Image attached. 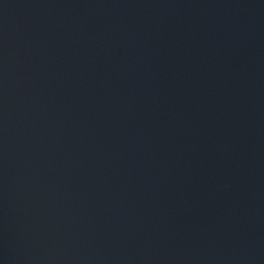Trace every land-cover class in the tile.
Wrapping results in <instances>:
<instances>
[{
	"label": "water",
	"instance_id": "1",
	"mask_svg": "<svg viewBox=\"0 0 264 264\" xmlns=\"http://www.w3.org/2000/svg\"><path fill=\"white\" fill-rule=\"evenodd\" d=\"M0 264H264V0H0Z\"/></svg>",
	"mask_w": 264,
	"mask_h": 264
}]
</instances>
